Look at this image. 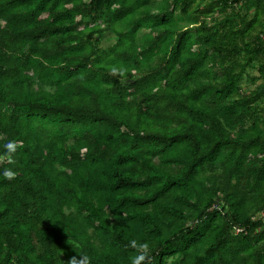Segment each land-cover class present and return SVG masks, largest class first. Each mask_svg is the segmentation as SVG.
I'll return each instance as SVG.
<instances>
[{
	"label": "trees",
	"instance_id": "obj_1",
	"mask_svg": "<svg viewBox=\"0 0 264 264\" xmlns=\"http://www.w3.org/2000/svg\"><path fill=\"white\" fill-rule=\"evenodd\" d=\"M11 140L0 264H264V0H0Z\"/></svg>",
	"mask_w": 264,
	"mask_h": 264
},
{
	"label": "clouds",
	"instance_id": "obj_2",
	"mask_svg": "<svg viewBox=\"0 0 264 264\" xmlns=\"http://www.w3.org/2000/svg\"><path fill=\"white\" fill-rule=\"evenodd\" d=\"M110 74L119 77H125L128 73V69L123 65H111ZM132 73H135V69H131ZM22 141L11 140L5 144V154L0 156V161L6 160L10 164H14V159L18 148L22 145ZM3 176L6 180H14L17 176V172L12 168H6L3 170ZM129 247L134 250L135 254L131 257V264H152V249L148 242H140L135 239L129 242ZM59 264H90L89 257L87 255L72 256L68 261L60 260Z\"/></svg>",
	"mask_w": 264,
	"mask_h": 264
},
{
	"label": "rangeland",
	"instance_id": "obj_3",
	"mask_svg": "<svg viewBox=\"0 0 264 264\" xmlns=\"http://www.w3.org/2000/svg\"><path fill=\"white\" fill-rule=\"evenodd\" d=\"M251 74H255V72L251 71ZM243 85L246 86L248 89H252L253 86L249 84L247 80L243 82Z\"/></svg>",
	"mask_w": 264,
	"mask_h": 264
}]
</instances>
